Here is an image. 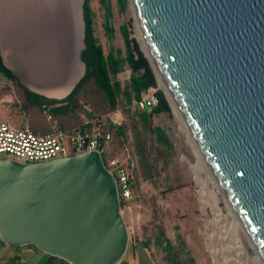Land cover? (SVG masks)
<instances>
[{"label":"water","instance_id":"obj_1","mask_svg":"<svg viewBox=\"0 0 264 264\" xmlns=\"http://www.w3.org/2000/svg\"><path fill=\"white\" fill-rule=\"evenodd\" d=\"M55 2L49 1L58 12ZM131 3L152 68L264 264V0ZM82 4L71 0L74 61L82 72L68 93L85 73ZM0 239L69 264H112L124 255L119 199L99 155L0 161Z\"/></svg>","mask_w":264,"mask_h":264},{"label":"rangeland","instance_id":"obj_2","mask_svg":"<svg viewBox=\"0 0 264 264\" xmlns=\"http://www.w3.org/2000/svg\"><path fill=\"white\" fill-rule=\"evenodd\" d=\"M24 1H27L32 10H35L33 0ZM42 1L48 3L50 0ZM55 1L61 7L58 12L47 9L46 6L40 7V9H42V23H47L44 38L48 37V39H44L43 47L47 52L51 47L55 51L58 49V54H56L57 51L53 54L47 53L49 60L44 62L45 65H48L47 70L54 68L59 72L52 78L56 82L64 77L65 61H73L77 42L73 29L71 34L70 29H67L69 33L65 32L68 24L72 27L74 24L73 19L70 18L71 0ZM123 4L122 7L119 0H106L105 4L101 0L89 1L93 14L94 36L105 56L112 52L116 56L124 58L126 49L123 33L126 31L132 46H136L144 55L134 7L131 0H124ZM26 10L28 12L27 7L24 11ZM37 13H35L36 17ZM21 22L24 26L29 22L25 12H22ZM38 24H40L39 20L35 21L34 26H37L36 31L40 41H43ZM106 26H109L110 31ZM64 33L66 37H64ZM66 41L68 42L67 47ZM67 53L69 55H66ZM42 63L41 60H35V64L40 67H42ZM124 71H130L126 65L117 75ZM153 73L155 88L165 97L169 112L151 114V110H147V113L150 114L149 125L163 131L170 148L158 143L155 134L145 133L143 135L147 162L152 168L150 179H144L141 174L139 154L135 147L132 129V124L135 123L136 129L142 130L139 116L141 111H130L123 94L124 87L129 83V80L117 79V75L110 76L112 82L117 80L120 84L121 91L117 97V105L124 109L126 115L125 132L123 136L114 140L113 154H118L123 144L127 145L134 151L138 165L136 182L134 181L135 184L131 187V197L123 201L122 206L119 207V213L127 233V246L118 264L121 262L124 264H166L163 252L155 246L158 237L161 240L168 239L175 246H178L179 241H182L184 245L180 247V257L184 258V253L188 252L195 264H263L245 231L235 220L237 216L234 217L231 207L219 190L218 184L195 145L182 115L180 112L178 113L179 110L171 107L163 89L159 87L157 80L159 74L155 69H153ZM2 82L0 80L2 91L8 93L13 102L9 107L11 119L15 118L19 121L22 117L23 121L27 120L31 130L38 133L47 132L50 123L42 114L40 99L25 96L19 85L18 89L13 87L12 92ZM132 96L133 94L129 101ZM79 100L78 106L87 104L95 112H105L106 110L105 102L101 101L100 93L95 89L88 90L86 97L84 94V97ZM15 110H17V114L14 116ZM54 118L56 125L60 127L57 117L54 116ZM76 119L77 115L73 112L62 118L61 121L69 125ZM228 231H233L238 239V244L242 248V252L239 254L233 252L229 241H227L230 235ZM20 247L9 246L1 241L0 264L40 263V256L20 257L21 252L17 249ZM33 250L37 249L33 248Z\"/></svg>","mask_w":264,"mask_h":264},{"label":"built area","instance_id":"obj_3","mask_svg":"<svg viewBox=\"0 0 264 264\" xmlns=\"http://www.w3.org/2000/svg\"><path fill=\"white\" fill-rule=\"evenodd\" d=\"M122 78L129 80L130 71L117 75V79ZM157 104L156 88H147L137 97L132 96L127 107L134 112L151 110ZM52 108L51 104L41 106L42 114L50 123L49 130L44 133L31 130L22 117L18 121L10 115H0V161L35 164L94 152L112 175L118 199L128 200L131 184L137 177V160L134 151L124 144L118 154H113L115 133L126 123L124 109L116 106L106 112H95L89 105L80 104L74 109L77 122L63 129L56 125ZM16 114L17 110L14 116Z\"/></svg>","mask_w":264,"mask_h":264},{"label":"trees","instance_id":"obj_4","mask_svg":"<svg viewBox=\"0 0 264 264\" xmlns=\"http://www.w3.org/2000/svg\"><path fill=\"white\" fill-rule=\"evenodd\" d=\"M90 0H83L82 4V17L84 22V50L81 51L80 58L85 65L84 76L75 85L72 91L61 101L48 100L43 97H38L21 87L18 81L11 73L3 67L0 60V74L7 77L13 85V87L18 89L19 87L23 90L25 96L28 97H38L40 100V106L43 104H51L53 106L51 112L57 118L64 116L69 112H74V109L79 107V99L86 97V93L90 89H95L100 93L101 101L105 102L106 111L114 109L118 106V94L121 91L120 84L115 81L112 82L110 76H115L117 73L122 71L124 65L130 70L129 83L124 87L123 94L129 103V98L131 94L137 97L139 93L147 88H155V77L153 70L144 57V55L137 49L136 46H132L131 41L124 31V43L126 49V55L124 58L116 56L114 53L110 52L107 56L104 55L101 46L97 43V40L93 33V14L89 5ZM104 4L106 0H101ZM122 7L124 6V0H119ZM108 31H110L109 26H106ZM17 86V87H16ZM156 96L158 99V104L151 109V114L168 113L169 106L168 103L161 92L156 90ZM142 130L136 129V124H132V129L134 131L135 147L137 153L139 154V162L141 168V174L144 179L151 178V166L147 162V154L145 151L144 137L145 133L155 134L156 141L160 144L170 148V145L163 134V131L158 127H151L149 125V116L147 110H141L139 113ZM125 132V127H120L115 133V139L123 136ZM136 182V181H135ZM133 182L131 187L135 184ZM123 204V200L119 199V207ZM183 242L179 241V245H173L168 239H160L159 237L155 241V246L159 248L164 254V260L166 264H195L193 258L188 252H185V257H180V247L183 246ZM32 246V245H27ZM34 247V246H32ZM50 261L45 264H55L52 263L53 260H58L59 264H69L66 261L50 256ZM121 264H124L121 262Z\"/></svg>","mask_w":264,"mask_h":264},{"label":"crops","instance_id":"obj_5","mask_svg":"<svg viewBox=\"0 0 264 264\" xmlns=\"http://www.w3.org/2000/svg\"><path fill=\"white\" fill-rule=\"evenodd\" d=\"M40 4H41V1H40ZM40 4L37 6L34 5L35 10H32L31 6L28 4L22 5L18 1L12 2L11 0H0V60H1V64L3 65V67L7 69L11 73L12 76L16 78L18 83L23 88H25L26 90L30 91L31 93H33L34 95L38 97H43L48 100L61 101L67 97V95L69 94L68 93L69 91L61 98H54V97H49L47 94H45V90L50 91L52 89L57 88L55 86H57V83L59 84L61 82L62 78L61 80L56 81V82L52 78L49 81L46 80L45 82L41 78L43 76H41L39 73L41 70L40 66L35 64V60H39V61L41 60L43 62L42 69L44 67L43 65H44L45 47L43 46H44V39H45L44 37H45V31H46V22L42 23V17H41L42 9H40V7L42 6ZM26 7L28 8V12L27 10L24 11ZM22 12H25L29 19L28 24L25 26L21 22ZM36 12H38L37 17L35 15ZM70 18H72V12L70 13ZM34 20L35 21L39 20L40 24H38V30H39V33H42L41 38L43 41H40L39 35L37 34V31H36L37 26H34L35 25ZM67 29H70V34L73 29V33L74 35H76L75 23L73 24V27L70 26L69 24L66 26L65 32L69 33V30L67 31ZM64 37H66L65 33H64ZM36 41H37V44H36ZM38 44L39 46L41 45L40 46L42 47L41 49L39 48V46L37 47ZM67 44L68 42L66 41V47H67ZM66 55H69V53H67ZM0 80L3 81L2 83H5V85L7 86L6 88L9 87L13 92V85L11 81L7 79V77L0 74ZM41 83H44L45 85L44 84L42 85L47 86V87H41V88L38 87V86H42ZM48 86H51V87H48ZM15 101L18 102V100H15ZM10 104H13L12 99L8 93L2 91V86H1L0 87V109H1L0 115L1 116L10 115L9 113ZM71 113H73V111L67 113L64 116H60L57 118V123L60 126V128H63V129L69 128L77 122L78 118L76 119L75 122L69 125L61 121L62 118L69 116ZM21 247L17 249H19V251L21 252L20 257L22 258H29V257H32V255H36L37 257L38 256L41 257L40 259L41 261L39 264H45L50 261L49 255L45 254L44 252L38 249H37L38 251L33 250V248L35 247H32V246H21ZM52 263L59 264V261L53 260Z\"/></svg>","mask_w":264,"mask_h":264},{"label":"bare ground","instance_id":"obj_6","mask_svg":"<svg viewBox=\"0 0 264 264\" xmlns=\"http://www.w3.org/2000/svg\"><path fill=\"white\" fill-rule=\"evenodd\" d=\"M13 2V1H12ZM43 6H46V8L47 9H53V7H54V5H53V3H43ZM42 6V7H43ZM134 7V6H133ZM132 7V8H133ZM137 23H138V26H139V28H138V33L141 35V37H140V41H141V43H142V50H143V52H144V55H145V57L148 59V61H149V63L151 64V65H153V67H155L154 66V62H153V59H152V57H151V54H150V52H149V49H148V46H147V43H146V41H145V38H144V36H143V33H142V29H141V27H140V24H139V22H138V19H137ZM47 24V23H46ZM46 27H47V25H46ZM46 32V31H45ZM78 34H79V26H78ZM45 39H48V37L47 38H45ZM52 51H54V52H52ZM44 62H47V59H48V57L49 56H47V53L48 54H53V53H56V51L51 47V48H48V52L46 51V50H44ZM56 54H58V51H57V53ZM56 57H57V55H56ZM49 60V59H48ZM60 61H61V59H60ZM44 67H43V69H42V67H40L41 68V70H40V75L41 76H43V77H41L42 78V80H44L45 82H46V80H50L51 78H53V77H55L59 72H57V71H55L54 70V68L52 69V68H50V69H48L47 70V64L45 65H43ZM70 67V68H69ZM81 72H82V64L81 63H79L78 61H76V63H75V61H74V59H73V61L71 62L70 60L68 61H65V64H64V77L62 78V80H61V82L58 84L57 83V86H55V87H57V88H55V89H52V90H45V94H47L49 97H54V98H61V97H63L70 89H71V87H72V85L76 82V80H77V77L81 74ZM157 78V77H156ZM158 84H159V87L160 88H162L163 89V91H164V93H165V96H166V98H167V100H168V102H169V104L171 105V107H173V108H176L177 109V105H176V103H175V100H174V98H173V96H172V94H171V92L169 91V89H168V87H167V85H166V83H165V81L162 79V78H160L159 76H158ZM42 84H44V83H41V85ZM45 85V84H44ZM44 85H42V86H38V87H47V86H44ZM52 86V85H51ZM51 86H48V87H51ZM178 110V109H177ZM178 113H179V111H178ZM186 124V123H185ZM188 128V127H187ZM189 130V129H188ZM190 132V131H189ZM196 145V144H195ZM197 146V145H196ZM199 150V149H198ZM206 162V161H205ZM219 187V186H218ZM219 190L222 192V194L224 195V193H223V191L221 190V188L219 187ZM224 198H226L225 197V195H224ZM228 203V202H227ZM230 206V205H229ZM231 207V206H230ZM230 209H232V208H230ZM233 211V209L231 210V212ZM233 214H234V217H235V213H234V211H233ZM235 220L240 224V222H239V220H238V218L237 217H235ZM240 226H241V224H240ZM242 227V226H241ZM243 228V227H242ZM244 230V229H243ZM224 231V230H223ZM229 232V231H228ZM246 233V232H245ZM229 236H228V240L227 241H229V245H230V247L232 248V250H233V252H235V253H237V254H239V252H242V248H240V246H239V244H238V239H237V237L235 236V234L233 233V231H230L229 232ZM247 235V234H246ZM226 237H227V234H226ZM247 237L249 238V236L247 235ZM226 241V242H227ZM251 241V240H250ZM252 243V242H251ZM252 246L254 247V249H255V246L253 245V243H252ZM230 249V248H229ZM255 251L257 252V250L255 249ZM257 254H258V252H257ZM259 256V255H258ZM122 257H123V255H121L116 261H114L112 264H118V262L122 259ZM229 257V256H228Z\"/></svg>","mask_w":264,"mask_h":264}]
</instances>
